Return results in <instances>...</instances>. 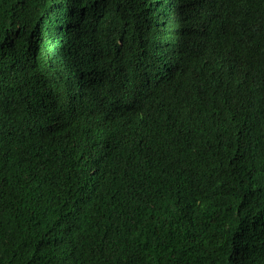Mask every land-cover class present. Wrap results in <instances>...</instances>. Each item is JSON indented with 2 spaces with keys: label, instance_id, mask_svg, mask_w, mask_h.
Listing matches in <instances>:
<instances>
[{
  "label": "trees",
  "instance_id": "obj_1",
  "mask_svg": "<svg viewBox=\"0 0 264 264\" xmlns=\"http://www.w3.org/2000/svg\"><path fill=\"white\" fill-rule=\"evenodd\" d=\"M238 30L264 0H0V264H264V57L202 58Z\"/></svg>",
  "mask_w": 264,
  "mask_h": 264
},
{
  "label": "clouds",
  "instance_id": "obj_2",
  "mask_svg": "<svg viewBox=\"0 0 264 264\" xmlns=\"http://www.w3.org/2000/svg\"><path fill=\"white\" fill-rule=\"evenodd\" d=\"M190 32L196 34V38L193 41L186 40L183 37L185 33ZM164 43L169 48V54H165L163 65L173 62V67H179L180 65L186 66L192 64V53L188 50L195 48L198 54H202L204 48L209 45V40L196 27H192L176 33L175 42L167 39ZM181 48L184 50V54ZM263 57L264 50L249 42L241 30L233 34L228 47H222L219 54H216L214 57L202 55L204 61L209 65L207 75L216 94H223L228 89L231 80L236 76L240 77L243 75V78L247 80L251 78L258 80L262 74L259 63ZM248 74L251 76L249 77ZM157 108L161 111L159 106ZM174 109L177 119L190 125L193 121L207 119L186 114L175 106Z\"/></svg>",
  "mask_w": 264,
  "mask_h": 264
}]
</instances>
